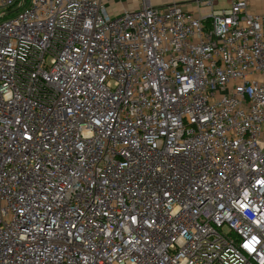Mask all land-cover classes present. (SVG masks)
<instances>
[{
  "label": "built area",
  "instance_id": "1",
  "mask_svg": "<svg viewBox=\"0 0 264 264\" xmlns=\"http://www.w3.org/2000/svg\"><path fill=\"white\" fill-rule=\"evenodd\" d=\"M202 4L0 0V264H264V15Z\"/></svg>",
  "mask_w": 264,
  "mask_h": 264
},
{
  "label": "crops",
  "instance_id": "2",
  "mask_svg": "<svg viewBox=\"0 0 264 264\" xmlns=\"http://www.w3.org/2000/svg\"><path fill=\"white\" fill-rule=\"evenodd\" d=\"M204 0H151V3L155 6H161L164 4H169L175 2L181 5L184 9L189 10L197 14V8L203 14L207 13L206 7L203 6ZM235 0H216L214 8H227ZM104 5L106 6L107 11L110 15L118 14L122 9L136 8L138 6V0H132L129 7L124 6L126 0H118V3L114 4L111 0H103ZM220 2L223 3L222 6H219ZM247 9L250 12L264 15V0H246ZM17 6V4H16ZM15 6V8H16ZM15 8L13 10H15ZM199 13V12H198Z\"/></svg>",
  "mask_w": 264,
  "mask_h": 264
},
{
  "label": "rangeland",
  "instance_id": "3",
  "mask_svg": "<svg viewBox=\"0 0 264 264\" xmlns=\"http://www.w3.org/2000/svg\"><path fill=\"white\" fill-rule=\"evenodd\" d=\"M111 1H112L113 5L116 4V3H118V0H111ZM131 1L132 0H126V3H124V6L129 7ZM222 5H223V3L220 2L219 6H222Z\"/></svg>",
  "mask_w": 264,
  "mask_h": 264
}]
</instances>
